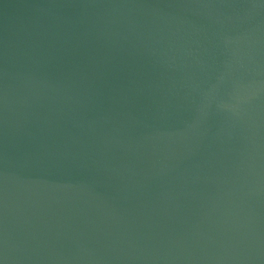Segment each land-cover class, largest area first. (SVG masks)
<instances>
[{"label":"water","instance_id":"95a60500","mask_svg":"<svg viewBox=\"0 0 264 264\" xmlns=\"http://www.w3.org/2000/svg\"><path fill=\"white\" fill-rule=\"evenodd\" d=\"M0 264H264V0H0Z\"/></svg>","mask_w":264,"mask_h":264}]
</instances>
